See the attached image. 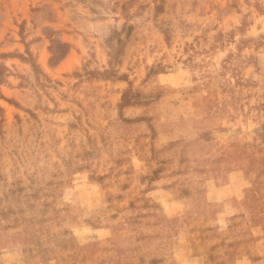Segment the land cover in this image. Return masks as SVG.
Returning a JSON list of instances; mask_svg holds the SVG:
<instances>
[{
	"label": "rangeland",
	"instance_id": "obj_1",
	"mask_svg": "<svg viewBox=\"0 0 264 264\" xmlns=\"http://www.w3.org/2000/svg\"><path fill=\"white\" fill-rule=\"evenodd\" d=\"M0 93V264L264 255V0H0Z\"/></svg>",
	"mask_w": 264,
	"mask_h": 264
},
{
	"label": "crops",
	"instance_id": "obj_2",
	"mask_svg": "<svg viewBox=\"0 0 264 264\" xmlns=\"http://www.w3.org/2000/svg\"><path fill=\"white\" fill-rule=\"evenodd\" d=\"M254 256V255H253ZM241 261L245 262L248 261L249 264H260L264 262V255H258V257H246V259H242Z\"/></svg>",
	"mask_w": 264,
	"mask_h": 264
},
{
	"label": "trees",
	"instance_id": "obj_3",
	"mask_svg": "<svg viewBox=\"0 0 264 264\" xmlns=\"http://www.w3.org/2000/svg\"><path fill=\"white\" fill-rule=\"evenodd\" d=\"M160 7H158L159 9ZM4 96L0 93V99H2ZM0 111H1V106H0Z\"/></svg>",
	"mask_w": 264,
	"mask_h": 264
}]
</instances>
